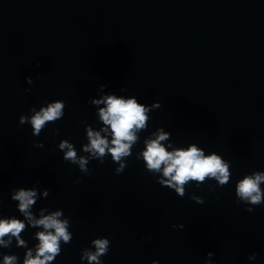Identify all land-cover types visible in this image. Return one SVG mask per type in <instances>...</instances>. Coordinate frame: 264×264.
<instances>
[{
  "label": "water",
  "instance_id": "95a60500",
  "mask_svg": "<svg viewBox=\"0 0 264 264\" xmlns=\"http://www.w3.org/2000/svg\"><path fill=\"white\" fill-rule=\"evenodd\" d=\"M101 84L158 101L148 131L164 127L178 146L218 152L231 162L232 181L190 184L180 198L135 159L142 144L119 175L110 158L90 161V175L65 162L57 145L86 143L84 125L95 122L88 100ZM57 99L65 115L38 137L19 124L30 107ZM257 170L264 171V0H0V214L19 215L12 188L49 189L35 209H63L73 233L55 264H80L97 237L111 240L104 264H204L209 251L214 264H264V205L249 213L234 194L235 180ZM32 231L22 234L30 246Z\"/></svg>",
  "mask_w": 264,
  "mask_h": 264
},
{
  "label": "clouds",
  "instance_id": "9594fccd",
  "mask_svg": "<svg viewBox=\"0 0 264 264\" xmlns=\"http://www.w3.org/2000/svg\"><path fill=\"white\" fill-rule=\"evenodd\" d=\"M31 85L32 78L25 77ZM107 86L101 84L97 97L89 98L88 103L95 108V122L84 125V141L79 149L70 142L62 139L57 145L63 154V160L78 167L84 175H90V161L103 164L105 159L117 165L114 173L122 174L127 162L133 156V149L142 144L135 152V159L143 163V168L156 178L161 187L174 190L183 198L186 188L192 184L196 188L206 183H214L215 187H223L232 181L231 162L224 159L216 151H208L197 143H187L178 146L171 139L172 133L164 127H156L148 131L152 119L151 113L160 109L156 101L151 104L140 102L135 95L117 94L115 91H105ZM29 91V89H25ZM121 87L119 93H125ZM63 100L44 101L39 108L33 106L27 114L19 116L20 125H29L31 135L38 137L49 123L55 124L65 115ZM59 134V128L53 129ZM148 132L143 138L141 134ZM35 147L43 148L42 142ZM81 153V154H78ZM76 183H80L77 178ZM264 171L246 173L235 180L234 194L238 204L245 205V210L253 212L255 207L264 205ZM49 189L41 188L39 184L31 187H18L10 190V199L15 203L19 215L0 214V264H55L61 255L62 245L72 242L73 233L70 231V218L64 210L48 207L35 209L38 200L49 196ZM196 204H204V198L195 194L189 197ZM173 228L183 229L184 225H172ZM33 229L29 245L23 233ZM16 248L24 250L23 257L16 253L3 250ZM111 240L108 237H97L91 240L90 246L81 250L80 264H104L103 257L110 251ZM214 253H206L204 264H214ZM247 259L252 262L257 254H250ZM152 264H159L153 260Z\"/></svg>",
  "mask_w": 264,
  "mask_h": 264
}]
</instances>
